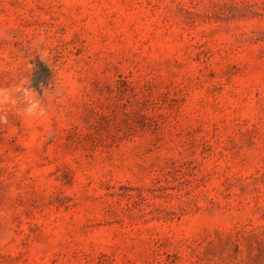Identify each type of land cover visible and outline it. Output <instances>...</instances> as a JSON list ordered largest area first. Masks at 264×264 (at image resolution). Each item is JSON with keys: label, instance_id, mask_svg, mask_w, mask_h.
Instances as JSON below:
<instances>
[{"label": "rangeland", "instance_id": "obj_1", "mask_svg": "<svg viewBox=\"0 0 264 264\" xmlns=\"http://www.w3.org/2000/svg\"><path fill=\"white\" fill-rule=\"evenodd\" d=\"M0 33V87L55 93L0 124V264H264V0H0Z\"/></svg>", "mask_w": 264, "mask_h": 264}, {"label": "clouds", "instance_id": "obj_2", "mask_svg": "<svg viewBox=\"0 0 264 264\" xmlns=\"http://www.w3.org/2000/svg\"><path fill=\"white\" fill-rule=\"evenodd\" d=\"M0 39H6V36L0 33ZM35 54L39 55L43 62L49 64V53L46 47L37 45ZM29 68H33V65L29 64ZM14 79L15 83L0 87V124L6 125L10 115L30 123L46 118V101L51 102L55 94L52 92V85L45 87L41 83L40 88L43 90L41 94L32 87L30 77H14Z\"/></svg>", "mask_w": 264, "mask_h": 264}]
</instances>
